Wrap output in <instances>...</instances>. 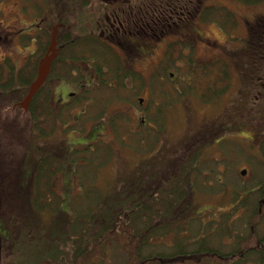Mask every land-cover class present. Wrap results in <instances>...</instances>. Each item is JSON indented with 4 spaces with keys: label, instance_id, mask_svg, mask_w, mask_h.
Wrapping results in <instances>:
<instances>
[{
    "label": "flooded vegetation",
    "instance_id": "obj_1",
    "mask_svg": "<svg viewBox=\"0 0 264 264\" xmlns=\"http://www.w3.org/2000/svg\"><path fill=\"white\" fill-rule=\"evenodd\" d=\"M224 1L230 16L228 21L221 19L227 21L226 24L215 19L216 0H0V106H3L0 121L27 118L36 122L53 119L59 122L66 116L63 112L68 110L71 124L80 125L81 120L85 122L84 118L92 116L84 128L79 129L78 135L85 137V143L69 150L66 157L72 152L84 151L92 159H98L106 144L108 149L113 147L110 165H121L120 160L124 159L125 165H194L195 169L200 152L224 151L234 142L239 150L262 155L264 168V0H235L240 4L238 10L228 5L232 0ZM206 10L210 17L206 16ZM215 28L223 33V42L215 36ZM236 29L239 35H234ZM53 31L55 46L53 52H49ZM233 39L239 44L236 50L231 46ZM189 44L192 47L187 48ZM197 46L205 50L208 63H215L223 51L226 55L239 53L244 65L232 67L227 61L220 71L210 65H185L183 58L194 55ZM48 58V73L35 92L39 91V99L30 114L29 103L33 96L26 108L21 104ZM153 73L159 74L161 80L165 75L170 81L176 77L171 86L176 87L179 94L183 93V85L190 84L192 79L191 95L195 99L188 98L190 94L187 98H174L178 101L176 110L181 113L182 131L175 139H169L161 117L157 116L160 109L156 111L153 102L139 98V106L131 107L114 92V102L131 109L126 114L133 123L127 126V132L122 131L136 135L133 142L136 149L131 152L128 148L131 155L128 158L121 154L126 147H121L118 136L116 117L119 115L114 113L107 119L113 127V135L105 142L100 123L105 115L94 110L89 114L90 93L96 97L101 94L100 90H117L120 84L131 89L140 81L139 86H147L145 90L151 94ZM232 73L236 74L234 91ZM142 74L145 77L140 76ZM212 74H220L217 81L210 77ZM25 77L28 85H25ZM127 80L129 85H126ZM61 82H65V88H58ZM197 107L209 113L197 119ZM62 128L67 134L65 139L73 140L75 136L65 129L67 126ZM64 140H52V145ZM83 158L80 155L81 161ZM39 159L40 156L37 163ZM77 159L61 164L73 165ZM231 160L229 156L226 165H230ZM1 168L0 165V181L4 182L7 178ZM215 180L221 183L223 179ZM161 182L166 184V181ZM255 185L250 194L264 191V179H257ZM58 188H61L59 179L53 183V189L59 193ZM246 192L247 189H243L238 195L245 196ZM256 196V200L245 196V201L241 198L233 201L230 196V209H235L242 217H251L256 209L262 218L264 198ZM203 229L204 222L200 226V230Z\"/></svg>",
    "mask_w": 264,
    "mask_h": 264
},
{
    "label": "rangeland",
    "instance_id": "obj_2",
    "mask_svg": "<svg viewBox=\"0 0 264 264\" xmlns=\"http://www.w3.org/2000/svg\"><path fill=\"white\" fill-rule=\"evenodd\" d=\"M220 1L225 2L224 0H216L217 10H215V19L220 20V23H223L224 20L221 19L224 18L223 16L225 14V11L228 14V10L222 9L225 5L224 3L220 4ZM228 5L231 8L239 7L232 2H230ZM233 33L234 35H239L240 31L239 29H236ZM214 34L217 38L220 39L221 42H223V33L219 30V28H215ZM238 45V42L233 39L231 42L232 48L236 50ZM190 47H192V45L189 44V47L187 48ZM197 49L198 50H196L194 55H191L190 57L187 56L185 57V59L183 58V60H185L186 63L188 61H191L194 65L214 66L215 68H218V70L216 71H220L222 66H224L227 61H230V65H236V67L241 65L239 53L226 55L223 51H221L215 63L211 64L210 62L208 63V60H206L207 55L204 53L205 50L200 48L199 46H197ZM33 56L37 57V55L35 54H33ZM140 76L145 77L144 74ZM195 76H197L196 73ZM219 76L220 74L210 75V77H213L214 81H217ZM235 79L236 74L232 73V91H234L237 86ZM163 80L160 79L159 74H152L151 94H149L145 90L147 86L145 88L139 86L142 85L140 84V81L136 82V85H132L131 89H127V86L120 84L117 90H100L101 94H97L96 97L90 93L92 101H89V114H91V112L94 110L96 113L105 115L104 118L100 121V123L103 124V136L106 140L105 142L110 141L113 135V127L111 126V122H109L108 124L107 119L114 113L119 115V117H116V124L119 129L118 136L121 141V147H126L121 150L122 156H127L128 158H130L131 155H129L128 153V148L131 152L132 150L136 149L133 144L136 135L122 133V131L127 132V126L133 123L126 114L130 113L131 109L129 106L124 107L123 103L118 104L117 102H114V92L119 93L120 97L125 101L124 104L130 105L131 107L139 106V98H144V102L147 103L153 102L155 104V110L158 111V109H160L159 117H161V123L166 128L165 130L168 138L175 139L179 135V133H181L182 118L181 113L176 110L178 108V101H175L174 97H172L174 93H172L171 83L173 82L170 81L166 75L165 79ZM129 84L130 81L127 80L126 85ZM63 87H66L65 82L59 83L58 88ZM182 91H184V88H182ZM146 93L148 94V96L146 95ZM0 96L2 95L0 94ZM188 98L195 99V96L190 95L188 96ZM2 107L3 106H0V108ZM63 113L66 116L62 119V121L56 122L57 126L52 121H44L42 123V126L45 130H55L54 133L51 134L52 137L50 138V140H54V142L58 141V139L64 140L67 136L66 132H63V125H66L67 128L65 129L70 131L75 136L74 139L71 140L69 137H67V139H65L63 143L58 145L53 144L51 146L52 150H39L38 148V150H36L38 156L33 160V165H25L24 172L28 171V169L32 166H35L36 161L38 157L41 156V154L54 153V150H56L57 147H59L61 154L52 155L54 162L57 164L60 162L68 163L70 159L67 158L66 155L69 150L80 146L82 143H85V137H83L82 134L78 135L79 133H81L79 129L84 128L85 123L90 120L92 116L84 118L85 122L81 120L80 125H74L71 124L72 119L69 111L65 110ZM207 113L209 112H206L202 108L200 109V107H197L195 116L197 119H200ZM152 118H155V115L152 116ZM162 119H164V122L162 121ZM24 131L30 132V129H28L27 125L24 126ZM23 134V130L16 131L12 123L8 124L7 122H0V165H6L5 169H3V172L7 177L2 185H0V214H3L5 212V208L9 209L14 204L15 206L17 204L19 207H22L21 211L18 210V207H15L14 214L10 215L11 218L9 220H5L4 222H0V233H4L5 235V232L8 233L9 231V225L12 226L14 224H17L19 218L21 219L22 225L18 228L22 234L16 244H13V241H11V239L6 235L7 240L3 242V248L1 252L2 259H0V264H28L27 262L37 257L40 252L53 247V245H50L48 242L49 235H53L55 237L57 235L55 233L60 232V227L62 223L65 222L68 215H71V217L75 216L79 213L77 212V210L86 211L93 208L94 205L93 198H89L88 196L85 198L84 196V200L82 201L80 198H78V206L77 203H74V208L72 211H70L69 201L77 191V187L74 186V183H77V180L76 178H74L73 168L71 167V165L66 164L63 165V168L61 169L58 177L52 176L50 178L52 182L59 179V184H61L60 190L58 188V194L62 197V202L59 205L62 214L57 213L55 209L53 211L50 207L44 209L43 211H38L36 209V206L32 203L33 199L37 198V195H34L35 190L32 187V182L28 183L27 175L29 173H27L25 176L23 175V177L20 179H17V177L15 179L13 174V171L15 172V174L17 173V161L22 160V154L29 152L27 148H24L25 145H23V142H25L26 140ZM30 139L31 141L29 142L28 147L30 146V143L39 144V146L42 145L41 141L38 140L36 136H33V128L30 132ZM104 139L102 140L103 142ZM41 140H43V138ZM100 143L101 142L99 141L98 145H100ZM235 144L236 143L232 142L231 148H228L224 151H221L219 149H212L209 152H200L198 154L196 161L197 163H195L196 168L194 169V171L192 169H189V171H187L186 173L187 178L181 180V182H183L186 186V193L188 195L187 200L190 201L192 206H195V209H192V211L189 210V212H183L180 216H178L175 221L177 225L172 224V227L169 229L170 231L166 234H157V236H154V238L151 240V242L154 244L146 249L147 253H149L150 251H172V248L175 244V236L179 235L186 241V245L189 249L196 248L198 246V243H202L200 241L205 240L207 247L211 249L212 252L215 251L220 254H225L239 249L238 243L241 238L248 236L250 224H252L253 226V223L256 222L258 231L263 232L264 215H262L261 221L258 218L254 217V215H252L251 217H242L235 211L231 215H229V217H227V213L235 210L230 209L232 205L230 196H232L231 199H233V201L240 198L243 201L247 199H255L252 193L246 194V199L244 194H242V197H240L238 195V192H241L243 189L248 190L250 188H253L257 179H264V168L262 167L263 163L261 159L262 155L255 152L249 153L239 150V145H236V147L238 148L237 149L234 147ZM103 149H105V146L103 147ZM7 150L10 151L9 154L7 153ZM78 155L80 157L81 154L79 153ZM229 156L232 159L231 164L226 165V159ZM215 158H218V160L216 161ZM124 161L126 160H120L121 165H101L90 175V180H92L94 185L96 186V190H98L97 192L99 194H102L103 197L112 196L114 194L119 195L120 190H122V188L125 186L124 184L130 181L137 180V182H135L133 185V189L135 192L139 182L145 180L146 171L148 170V174L151 173V165H125L123 164ZM179 166L181 168L178 169L177 167V170L174 173L177 176V180L183 177L184 173L182 172V168H184V166H187L188 168L194 167V165ZM242 169L247 170V175H240V171ZM190 172L192 173L189 175ZM47 176L48 175H45L46 178ZM40 177L43 178V176ZM170 178L175 179V177L173 176H171ZM216 178H221L223 180L221 181V183H218L215 180ZM163 180H167L164 189H171L170 179L167 178ZM115 185L117 187H115ZM106 205L109 206L110 204L105 203V206ZM197 210L199 213H197ZM200 210H203V212L200 213ZM55 213H57V217L53 220V218L55 217ZM38 215L41 217V221L43 222L42 224L44 227L50 221V227L47 228L46 236L41 237L35 234V230L38 229ZM185 222L188 223L186 225H183V223ZM203 222L205 223V229L200 230V226L203 224ZM10 230H14V227H10ZM40 230L45 231L43 227H40ZM117 236L120 239L122 237L121 234H117ZM201 236L203 237L200 238ZM125 259L126 253L120 246L116 245L114 251L111 250L107 253L104 264H119ZM94 262H96V264H99L97 262V259H95ZM195 264L211 263L209 261H202ZM216 264H224V262L221 261ZM239 264H256V262L254 260H249L245 263Z\"/></svg>",
    "mask_w": 264,
    "mask_h": 264
},
{
    "label": "trees",
    "instance_id": "obj_3",
    "mask_svg": "<svg viewBox=\"0 0 264 264\" xmlns=\"http://www.w3.org/2000/svg\"><path fill=\"white\" fill-rule=\"evenodd\" d=\"M222 3L225 5V2ZM232 3L240 6L239 2L235 0H232ZM233 10L238 9L235 7ZM205 13L206 16L207 14L209 17L211 16L208 10H206ZM223 17V19H227L230 16L225 11ZM227 21H223V23L226 24ZM40 46H42V43H40ZM183 62L185 65L193 66V62L191 61L186 63L184 60ZM243 65L244 63L241 61L240 66ZM232 67H236V65H232ZM31 75L32 74H29V76ZM174 78L175 79L171 81H176V77ZM24 82L25 85H28L29 80L27 77H25ZM183 88V93L179 94L176 87H172V93H174L172 97L177 98L180 96L186 97L188 94L191 95L192 79L190 80V84H184ZM37 93L33 95L29 103L28 111L30 114L33 113L38 102L39 97ZM40 109L45 112L44 106L40 105ZM157 116H159V111L157 112ZM0 122L12 123L16 131L23 130V135L26 140L23 142V145H25V149L27 148V150H29V152L22 154V160L17 161V173L15 174L12 170L15 179L16 177L20 179L23 175L25 176L29 173L27 175L28 183L32 182V187L35 190L34 195H37V198L32 201L36 209L38 211H43L50 207L53 211L55 209L57 213L62 214L59 206L62 202V197L53 189L54 182L50 180L52 176L58 177L63 168L62 164L64 163H55L52 156L61 154L59 147L54 150L55 154H41L39 162L37 163L36 161L35 166H32L28 171L24 172L25 165H33V160L38 156L36 152L38 148L39 150H52L51 145L53 141L50 140V138L55 130H45L42 126L44 121L36 122L27 118L22 120H1ZM52 122L56 125L57 121L53 119ZM25 125L28 126L30 132L33 128V136H36V138L41 141L42 145L39 146V144L30 143L28 147L31 139L30 132L24 131ZM42 138L43 140H41ZM104 146L105 151L101 152V157L98 159H92V156H90L89 153L85 154L84 151L81 152V155L85 157L82 161H78L79 152H72L71 155L67 157L70 160L78 157L73 164L74 167L71 165L74 178L77 180V183H74V186L77 187V191L75 194L73 193L74 195L70 198V211L73 210L74 203H77L78 206V198L82 201L84 200V196L85 198L87 196L93 198V208L86 211L77 210L79 213L72 217L68 215L65 222L62 223L60 227V232L55 233L57 234L55 237L49 235L48 242L50 245H53V247L40 252L37 257L28 261V264H96V262H94L95 259H97L99 264H104L107 253L111 250L114 251L116 245L120 246L126 253V259L119 264H195L202 261H209L211 264H216L221 261H223L224 264H239L249 260H254L256 264H264V230L260 235L256 222L253 223V226L250 224L248 236H245L246 239L245 237L240 239L238 243L239 249L236 251L233 250L230 253L220 254L215 251L212 252L211 249L207 247L205 240L200 241L202 243H198L196 248L189 249L186 245V241L179 235L175 236V244L172 251H150L147 253L146 249L154 244L151 242L154 236H157V234L164 235L169 232L172 224L177 225L175 221L178 216L183 212L191 211L192 205L190 201L187 200L188 195L186 193V186L181 180L187 178L186 173L189 169L193 171L194 169L193 167L188 168L184 166V168H182L184 175L177 180V176L174 173L177 167L178 169L181 168L179 165H151V173L148 174V170L146 174L144 173L146 178L139 182L135 192L133 185L137 180L124 184L125 186L120 190L119 195L114 194L112 196L103 197L102 194L97 192L96 186L93 181L90 180V175L96 171L98 167L107 165L113 159L111 153L112 148L108 149V147H106L107 145ZM95 150L98 151V148ZM7 153L9 154L10 151L7 150ZM1 166L3 167L1 168L2 173L5 174L3 169H5L6 165ZM163 167L164 171L162 170ZM191 173L192 172H190L189 175ZM39 175L43 176V178ZM45 175H48L47 178ZM171 176L175 177V179L170 178ZM167 178L170 179L171 183V189L169 190L164 189L165 182H161L163 179ZM2 183L3 182H1L0 185H2ZM115 187L117 186L115 185ZM254 188H256V185L248 189L246 194H249V191ZM262 190H264V186ZM252 195H254L255 200L257 198L256 195L260 198H264V191L261 192L258 190L256 194L253 192ZM105 203H109L110 205L105 206ZM15 207H18V210L21 211L22 207H19L17 204L16 206L14 204L9 209L5 208V212L0 214V222L9 220L11 218L10 215H13L15 212ZM57 213L54 214L55 217L53 220L57 217ZM227 217H229V215H227ZM254 217L261 221L258 213H256V209L254 210ZM37 221L38 229H34L35 234L41 237L46 236L47 228L50 227V221L45 227L39 215ZM187 223L188 222H185L183 225ZM21 226V219L19 218L18 223L12 226L9 225L8 233L5 232L11 241H13V244H16L20 239L22 233L18 228ZM10 227H14V230H10ZM40 227H43L46 232L41 231ZM117 234L122 235L121 239ZM1 235L2 234H0V259H2L1 252L3 242L7 240L5 234L4 236Z\"/></svg>",
    "mask_w": 264,
    "mask_h": 264
},
{
    "label": "water",
    "instance_id": "obj_4",
    "mask_svg": "<svg viewBox=\"0 0 264 264\" xmlns=\"http://www.w3.org/2000/svg\"><path fill=\"white\" fill-rule=\"evenodd\" d=\"M54 46H55V32L53 31L51 34V38H50V44L48 47V51H52L54 50ZM50 58H52V55H50ZM49 63H50V59L48 58L46 61V64L43 66L44 70L42 72H39L37 78L35 79V81L30 85L28 92L25 96V99L23 101V103L21 104V106H23V108L27 107V104L30 100V98L35 94V92L37 91V89L40 87V85L42 84V82L44 81L47 73H48V68H49ZM141 102V101H140ZM246 174V170H242L240 172V175L244 176Z\"/></svg>",
    "mask_w": 264,
    "mask_h": 264
}]
</instances>
